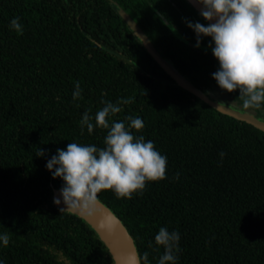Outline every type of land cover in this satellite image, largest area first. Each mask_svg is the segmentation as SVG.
<instances>
[{
    "label": "trees",
    "instance_id": "16d2710c",
    "mask_svg": "<svg viewBox=\"0 0 264 264\" xmlns=\"http://www.w3.org/2000/svg\"><path fill=\"white\" fill-rule=\"evenodd\" d=\"M120 11L196 88H216L248 110L238 90L212 77L214 43L202 36L196 47L187 26L209 22L186 0H0V234L10 237L0 260L64 264L55 250L68 264H114L85 220L53 204L64 182L46 162L69 142L104 147L106 129L81 133L83 113L131 97L109 121L139 116L144 128L132 131L167 157L166 178L131 199L111 190L98 199L132 236L141 264L145 252L158 264L160 227L180 234L176 264H264V131L178 86ZM15 17L23 34L10 27ZM77 81L82 99L74 100Z\"/></svg>",
    "mask_w": 264,
    "mask_h": 264
},
{
    "label": "clouds",
    "instance_id": "9594fccd",
    "mask_svg": "<svg viewBox=\"0 0 264 264\" xmlns=\"http://www.w3.org/2000/svg\"><path fill=\"white\" fill-rule=\"evenodd\" d=\"M202 5L200 15L207 25L187 22L196 33V47L200 46L202 36L211 37L214 47L213 56L219 68L212 73L218 86L231 93L238 90L244 109L264 107V0H196ZM10 27L23 34L19 17L10 21ZM211 47V44L209 45ZM79 81L75 83L73 99H82ZM133 102L131 97L121 98L116 103L102 100L103 107L90 115L85 111L80 120L81 133L86 126L92 133L95 127L106 129L104 147L94 144L69 142L66 149H57L56 155L46 162L52 177H60L63 186L53 203L60 205L61 198L65 207L62 211L77 208H90L98 199L101 191L111 190L117 198L131 199L134 193L142 194L146 184L166 178L167 157L157 151L151 140L143 135H135L144 128L143 120L137 116H126L125 120L109 121L122 111L121 105ZM93 119L95 124L92 123ZM45 150L39 149L37 156H44ZM221 158L224 152L219 153ZM179 178V174H175ZM155 244L163 246L164 252L158 264H176L180 251V234L160 227L154 237ZM10 237L0 234V242L7 247ZM151 247V243L149 244ZM52 251L58 260L68 264L63 253ZM144 264H148V253L143 254ZM0 264L3 261L0 260Z\"/></svg>",
    "mask_w": 264,
    "mask_h": 264
},
{
    "label": "water",
    "instance_id": "95a60500",
    "mask_svg": "<svg viewBox=\"0 0 264 264\" xmlns=\"http://www.w3.org/2000/svg\"><path fill=\"white\" fill-rule=\"evenodd\" d=\"M186 1L200 14L202 5L198 4L196 0ZM120 13L130 28L133 30L134 34L141 40L142 45L146 48L147 52L178 86L196 95L216 110L230 115L236 119L245 121L264 131V120L256 118L248 111H242L240 108L221 103L206 91L196 88L187 78L182 76L177 72L176 69L173 68L168 60L161 55V53L153 46L144 32L127 14H125L123 11H120ZM207 22L211 23L214 21ZM60 189L61 188H54L52 190V202L53 198L59 194ZM54 205L59 208L65 207L62 198L60 205ZM68 212L79 216L94 229L100 240L107 247L114 264H141L132 236L129 234L121 220L99 199H97L90 208H77Z\"/></svg>",
    "mask_w": 264,
    "mask_h": 264
},
{
    "label": "rangeland",
    "instance_id": "374dc122",
    "mask_svg": "<svg viewBox=\"0 0 264 264\" xmlns=\"http://www.w3.org/2000/svg\"><path fill=\"white\" fill-rule=\"evenodd\" d=\"M208 94L212 95L216 100H218L221 103L227 104L232 107L240 108V105H238L234 100H232L229 96L219 92L216 88H212L206 91ZM250 113L253 115H260L264 114V110L261 109H248Z\"/></svg>",
    "mask_w": 264,
    "mask_h": 264
}]
</instances>
